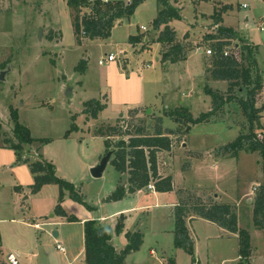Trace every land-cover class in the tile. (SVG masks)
<instances>
[{"label": "rangeland", "instance_id": "rangeland-1", "mask_svg": "<svg viewBox=\"0 0 264 264\" xmlns=\"http://www.w3.org/2000/svg\"><path fill=\"white\" fill-rule=\"evenodd\" d=\"M169 2L176 8L180 7L183 15L182 20L170 23L186 52V58L177 63L157 61V57L162 59V47L159 49L157 46L151 50L148 45L142 49V45L134 47L129 41L131 35L139 32L146 34L143 43L158 37L160 32L156 31V35L150 38L153 21L161 8L157 0H146L131 18L116 22L108 39L90 40L84 37L82 44L77 43L73 28L76 12L67 6L66 0H0L2 147L8 146L5 142L7 139H15V124L10 110L13 107L18 112L19 122L30 130L33 138L51 139L47 143L27 146L24 150L25 158H48L55 165L57 176L72 182L93 207V211L88 210L73 201L78 209L72 213L82 219L89 211L97 219L109 213L107 209L102 210L101 196L127 176L124 174L123 179L112 161L101 178L92 176L91 169L106 155V134L114 127L124 132L129 130L133 135L138 128H144V134H154L161 124L165 132H176L170 135L173 139L171 151L158 154L159 169L164 177L172 176L174 187L171 194H167L161 201L169 205L181 197L187 201L190 199L192 205L222 203L236 206L239 227L247 229L252 236L250 264H264V229L260 230L254 224V201L261 185H264V179L261 180L262 158L258 153L241 152L238 158L219 154V150L235 141L240 132L249 130L241 108L236 103L227 104L210 121L188 126L165 116V113L176 109L182 112L180 116L185 115V109L188 110L194 119L209 112L212 109V98L205 92L206 85L228 95L229 83L215 81L209 74L214 53L212 44L205 43L204 39L212 30L207 26L211 23L209 15L215 10L220 12L219 9L225 5H231L232 9L222 14L223 24L237 29L242 39L248 37L259 43L260 37H264V30H261L264 27V0ZM243 3L248 7L243 8ZM197 11L203 13L198 24L194 17ZM89 12L90 8H83L80 16ZM203 25L207 27L202 28ZM239 42L232 41V45L225 51L239 56V46L235 45ZM208 49L213 53L207 54ZM110 52L117 53L116 63H113L117 66L121 64V73H137L142 78V108L126 103L118 104L124 91L115 89L114 83L110 82L109 68L112 64L99 65V60ZM82 61H85L83 72L78 70ZM248 90L242 87L233 93L246 98ZM93 99L106 105V109L96 119L84 113V103ZM257 106L262 108L261 105ZM131 136H112L110 140L114 146L122 139L129 142ZM49 189L59 196V186L50 184L46 190L48 195L51 194ZM180 189H186L187 194H178ZM146 194L142 195L144 203H154V195L149 192ZM217 194L231 202H224ZM169 212L166 206L160 211H146L145 215L139 212L136 215V222L141 220L140 226L147 223L146 245L141 251L130 255L126 264L241 263L237 235L202 218L188 220H194L190 223L195 250L193 260L192 255L176 246ZM55 222V226L46 229L52 230L51 233L36 231L39 242L43 241L42 251L36 256H32L34 251H26L27 256H19V264H85L83 224L80 220L62 222L56 219ZM104 224L100 222V225ZM54 232L60 233V237L54 236ZM58 241L66 248L65 253L58 250ZM123 242L124 237H120L115 244L120 246ZM9 244L12 245L10 248L0 250L2 264H11L9 253L16 249L22 250L21 246L28 245L19 244L17 248L12 240ZM150 246L158 247V255H149Z\"/></svg>", "mask_w": 264, "mask_h": 264}, {"label": "trees", "instance_id": "trees-1", "mask_svg": "<svg viewBox=\"0 0 264 264\" xmlns=\"http://www.w3.org/2000/svg\"><path fill=\"white\" fill-rule=\"evenodd\" d=\"M145 1L130 0L126 3L111 0L109 2H104V0H66L67 6L76 12L73 28L77 43L82 44L84 37L90 40L108 39L116 26V22L131 18ZM157 1L161 8L153 21L150 38L156 31L160 34L157 38L144 43L142 49H146L148 45L160 43L162 47L161 61L177 63L186 58L185 47L178 41L176 31L169 24L174 20H182L181 10L174 7L169 0ZM83 8H90V12L80 16ZM231 9V5H225L219 9L220 12L215 10L212 19L216 24L222 23V14ZM185 35L187 37L188 33ZM145 37L146 34L139 32L137 35H131L129 41L135 47L143 43ZM238 37V33L232 27L224 26H220L217 32L208 33L204 37L205 43L212 44L211 47L214 50L212 68L209 69V74L215 81L229 83L228 95L225 96L206 85L205 92L212 98V109L209 112L203 113L200 117L194 119L188 110L185 109V115L180 116L179 113L182 112L176 109V111L165 113V116L181 125H196L218 116L225 105L238 104L247 119L249 130L248 132H240L235 141L219 150V154L238 158L241 152L258 153L262 158L261 165L264 176V133L262 132L264 127L261 124L262 108L257 106V98L263 88V77L258 69L257 47ZM237 40L240 41L235 44L239 46V56L236 53L226 56L225 50L232 45V41ZM84 69L85 61H82L78 70L83 72ZM242 87L249 89L246 98L238 97L233 93L235 89L238 88L239 90ZM84 106L86 107L84 113L89 114L94 119L98 118L100 112L106 109V105L96 99L85 102ZM10 110L15 124V139H7L5 142L8 144V148L15 151L17 162L28 165L33 174L32 192L34 194L39 193L45 185L55 184L59 186L60 194L54 212L56 215L66 218L68 222H77L78 218L72 214L68 215L63 207L67 193L70 199L84 205L88 210H93V208L78 192L72 182L57 176L55 165L52 162L43 159V157L39 160L25 158L24 150L27 146L39 142L42 144L47 143L51 139L33 138L30 130L19 122L17 110L13 107ZM128 131L124 132L121 128L114 127L110 129L109 134H106L105 153L112 151L114 156L112 159L113 166L121 175H128L127 182L120 181L115 191L106 201H120L127 195L147 187L151 182L155 183L158 192L173 191V178L159 175L158 154L161 151H171L173 139L170 135H175L176 132L174 130L165 132L161 124H159L154 134H144V128H138L134 135ZM128 135H132L129 142L122 139L113 146L110 140L112 136L123 137ZM38 150L40 149L38 148ZM189 201L190 199L188 201L180 199L175 206L174 233L176 246L184 249L195 260L194 242L187 226V218L192 215L211 221L230 233L236 234L239 242L240 264H250L252 236L247 229L239 227L236 206L222 203L212 205L196 203L192 205ZM254 202V224L256 228L263 230L264 185H261L258 190ZM83 225L85 264H126L128 255L139 251L144 242L142 233L127 232L125 234L128 240L127 246L122 251H117L112 244V238L114 233L119 235L124 231V216L119 218L115 229L108 225H100L96 220H87Z\"/></svg>", "mask_w": 264, "mask_h": 264}, {"label": "crops", "instance_id": "crops-1", "mask_svg": "<svg viewBox=\"0 0 264 264\" xmlns=\"http://www.w3.org/2000/svg\"><path fill=\"white\" fill-rule=\"evenodd\" d=\"M124 2L127 3V2H130V0H126ZM177 3L181 4V2H179V0H177ZM180 10L182 11L181 8H180ZM181 14H182V12H181ZM202 14H203L202 12H200V13L198 11L196 12V15L194 16L196 19V24H198L200 17H202L201 16ZM212 15H209L210 17L208 19L211 21V23L208 24L207 26H209L213 31L211 30L209 33L217 32V30L220 26L232 27V26L224 25L223 22L216 24L214 22V20L211 19ZM205 16L207 17L206 14H205ZM222 18L224 21V17H222ZM192 26L194 27L195 25H193V23H192ZM207 26L203 25L202 28L207 27ZM170 27H171V25H170ZM171 28L174 29V27H171ZM232 28L238 33V36H239L238 38H240V37L242 38L239 31L237 29H235L234 27H232ZM200 30H201V27H200ZM141 33H143V32H141ZM154 35H156V33ZM195 35H196V33L192 34L193 37ZM243 39L248 41L249 44H253L254 46L258 47L256 59L258 62V69L260 71V74L263 77V88L258 95L257 105L262 106L261 124L264 127V75H263L264 74V52H263L264 37H260L259 43H256L255 41L250 40L248 37H245ZM215 42H216V40H215ZM143 44L144 43H141L139 45H143ZM157 46L160 49L161 44L160 43L151 44L149 49L153 50V48L157 47ZM190 49H192V48H190ZM198 49H200V47H198ZM202 50H204V49L202 48ZM110 53H112V52H110ZM156 59H157V61H160L161 57H157ZM187 59H188V57H187ZM115 63H111L112 65L109 68V73H110L109 78H110V82L114 83L115 89H121L124 91L123 96L120 97V101H117L118 104L126 103L128 105H132L135 108L136 107L142 108L143 107V105H142V102H143L142 78L137 73H135V74L130 73L129 75H124L123 73L120 72V69H119V66L121 64L117 66ZM125 63L127 65V63H128L127 59L125 60ZM263 130H264V128H263ZM1 142L2 141H0V250L6 249V247H7V249L10 248L12 246L9 244L10 240H12V243L15 244V246L17 248L20 246L19 244L22 245L24 243H27L28 245L21 246L22 250L16 249L15 251L9 253V256L11 254H13L19 260V256H21V255L27 256L26 251H29V253L34 251L32 256H36V255H38V253H40L42 251L41 247H42L43 241L39 242L40 238H38V236H37V232H36L37 230H40V231L44 230V234H46L47 232L51 233L52 230L48 231L46 229L49 227L55 226V224H56L55 220L56 219H58V220L60 219V221H62V222H64V220L67 221V219L64 217H60V216L56 217L54 210H55V207L58 203L59 196L54 195V193L51 189H49V191H51V194L48 195L46 190L48 189L49 185H45L41 189V191L37 194H34L32 192L31 186L34 183V176L31 173L28 165L18 163L15 151L8 148V147H6V148L2 147ZM27 158H30L32 160H36L34 157H31V156H28ZM46 160H48L50 162V160L48 158ZM110 161H112V159ZM104 174H105V172H104ZM159 175L162 177L165 176L164 173H162V171H160V169H159ZM121 176L123 178V175H121ZM127 179H128V175L126 176V178L123 181L127 182ZM263 179H264V176L262 173L261 174V180H263ZM117 183H116V185L111 186V188L108 190V193H106L104 196L103 195L101 196L100 203L102 204V210L107 209L109 213L107 214V212H106V213L100 215V217H98L97 219H94L92 217L91 213H89V211H87V214L82 219L77 217L76 214H73L72 212H75L78 208H76L77 205L75 204V202H73L72 199H70L69 196H67L65 198V201L63 203V207H64V209L68 215H71V214L75 215L78 218V220H80L81 224H84V222L87 220H96L99 223L100 222L106 223L104 225H108L112 229H115V227L119 221V218L121 216H124V221H125L124 231L119 235L117 233H114L113 238H112V244L115 246V248L119 252L122 251L128 244V240L125 237V234L127 232H132V233L140 232L143 234V236H144L143 241L144 242H143V245L139 251H141L143 249V247L146 245L147 223H145V224L143 223V225L140 226L141 220L137 221V222L135 220V217H136V215H138L139 212H143L145 215L146 211H149V212L160 211V209H163V208L165 209V207L167 206L168 210H170L169 217L172 220L171 232H174V230H175V218H174L175 206L178 204L181 197H179V200L176 203H172V204L167 205V204L163 203V201H161V200H164L166 195L171 194V193L170 192H167V193L158 192L156 190L155 183L151 182L149 185H153L154 189H150L149 185H148L147 187H145L143 189H140L138 191H135V192L127 195L124 199H122L120 201L107 202L106 199L117 188V186H118ZM110 190H112V191H110ZM173 190H174V187H173ZM147 192L152 193V195H154V197H155L154 203H147V204L144 203L145 199H144V197H142V195H145ZM26 194H29V195L25 197ZM178 194H181V195L186 194V189H180L178 191ZM217 195L219 197V194H217ZM219 199L223 200L224 202H231V201H225L221 197H219ZM107 205H111V206L108 207ZM192 218H194V220H195V219H198V217L196 218L195 216L191 215V217L187 218V226L189 228L190 234H191L190 223H192L194 220L191 222L188 220H190ZM158 219H161V217H159ZM204 220H206V219H204ZM206 221H208V220H206ZM208 222L213 223L211 221H208ZM238 222H239V217H238ZM213 224H215V223H213ZM17 227H19V228H17ZM174 235H175V233H174ZM190 236L192 238V234ZM56 237L59 238L60 233H58V235ZM120 237H122V238L124 237V242L122 243V245L117 246L115 244V241L117 239H120ZM192 240L194 242L193 238H192ZM58 243H60V242L58 241L57 244ZM58 245H60L62 248H64L65 251H62L60 249H58V250L60 252L65 253L66 248L64 246H62V243H60ZM57 248H58V246H57ZM133 253H135V252H132L130 255H132ZM148 253L150 256L158 255L157 253H159V249H158V247L150 246ZM130 255H128V257ZM126 263H128L127 259H126ZM129 264H132V263H129ZM135 264H137V263H135Z\"/></svg>", "mask_w": 264, "mask_h": 264}, {"label": "built area", "instance_id": "built-area-1", "mask_svg": "<svg viewBox=\"0 0 264 264\" xmlns=\"http://www.w3.org/2000/svg\"><path fill=\"white\" fill-rule=\"evenodd\" d=\"M110 0H104V2H109ZM244 8H247L248 5L246 3H243L242 5ZM261 30H264V27L261 28ZM120 53L123 54V52L120 51ZM212 50L211 49H208L207 50V54H212ZM117 53H110L108 54V56H106L105 58H101L99 60V65H106V64H111L113 62H115L117 60V56H116ZM225 55L227 56L228 55V52L226 51L225 52ZM149 188L150 189H154V186L153 185H149ZM58 249L62 250V251H65L64 248H62L60 245H58ZM8 260L11 264H19L18 262V259L16 258L15 255L11 254L9 257H8Z\"/></svg>", "mask_w": 264, "mask_h": 264}, {"label": "water", "instance_id": "water-1", "mask_svg": "<svg viewBox=\"0 0 264 264\" xmlns=\"http://www.w3.org/2000/svg\"><path fill=\"white\" fill-rule=\"evenodd\" d=\"M0 79H3V74L0 75ZM113 155V152L110 151L108 152L99 162L98 165H96L95 167H93L91 169V174L94 178L96 179H99L103 176L110 160H111V157ZM58 233L57 232H54V236H57Z\"/></svg>", "mask_w": 264, "mask_h": 264}]
</instances>
